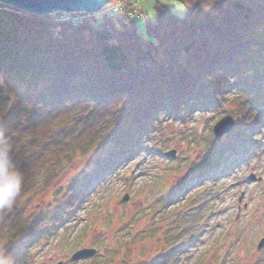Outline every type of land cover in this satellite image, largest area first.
<instances>
[{
  "label": "trees",
  "instance_id": "trees-1",
  "mask_svg": "<svg viewBox=\"0 0 264 264\" xmlns=\"http://www.w3.org/2000/svg\"><path fill=\"white\" fill-rule=\"evenodd\" d=\"M175 1L184 16L153 0L142 29L127 6L93 26L0 3V134L23 176L16 202L0 210V250L17 261L26 256L92 185L163 134L160 114L184 120L198 107L238 121L221 144L208 135L200 163L190 165L191 184L201 187L142 264H173L206 224L220 188L204 183L253 151L264 129V0ZM96 149L92 170L67 187L63 205L51 217L36 210L54 180Z\"/></svg>",
  "mask_w": 264,
  "mask_h": 264
},
{
  "label": "rangeland",
  "instance_id": "rangeland-1",
  "mask_svg": "<svg viewBox=\"0 0 264 264\" xmlns=\"http://www.w3.org/2000/svg\"><path fill=\"white\" fill-rule=\"evenodd\" d=\"M155 1L179 17L186 14V8L178 1ZM152 5L153 0H111L91 15L64 14L85 19L81 23L95 26L103 19H115L127 6L129 16L137 17L142 29L140 18L144 13L152 14ZM58 13L49 16L56 21ZM179 114H160L163 134H156L141 150L92 185L81 205L63 223L53 227L47 237L34 242L19 264H123V260L124 264L126 261L142 264L154 258L163 247L165 232L168 233L177 217V210L183 213L189 206L188 200L201 187L191 184V163H200L195 159L207 148L208 135L218 141L214 144H221L226 136L216 138L211 132L215 121L227 115L223 110L211 113L198 107L184 120ZM254 138L257 144L253 151L239 156L233 165L214 175V180L210 178L204 183L209 186L215 183V188H220L219 198L213 199L215 206L206 224L190 244L181 248L173 264H264V243L257 249L264 237V129ZM170 151L174 152L173 157L162 155ZM98 155L100 152L93 150L61 173L38 198L36 210L51 217L65 202L63 194L67 187L92 170ZM183 187H189L188 191ZM58 189L59 193L55 194ZM124 195L128 199L121 203ZM162 198L168 204L165 208L158 202ZM142 231L145 234L139 237L137 234ZM131 235L137 236L132 239ZM81 249H94L95 253L85 260L70 261L72 254Z\"/></svg>",
  "mask_w": 264,
  "mask_h": 264
},
{
  "label": "water",
  "instance_id": "water-1",
  "mask_svg": "<svg viewBox=\"0 0 264 264\" xmlns=\"http://www.w3.org/2000/svg\"><path fill=\"white\" fill-rule=\"evenodd\" d=\"M111 0H0V3L5 6L22 10L23 12L37 15L46 16L54 13H86L94 14L102 10ZM235 126L234 118L230 115L221 117L212 126V134L216 138L227 135L232 131ZM166 157H173L174 152L170 151L163 154ZM253 180V176H250ZM127 195L122 197L121 203L127 201ZM240 200V198H239ZM264 243V237L257 245L260 249ZM95 253L94 249H81L76 251L69 258L70 261H78L81 259L89 258Z\"/></svg>",
  "mask_w": 264,
  "mask_h": 264
},
{
  "label": "clouds",
  "instance_id": "clouds-1",
  "mask_svg": "<svg viewBox=\"0 0 264 264\" xmlns=\"http://www.w3.org/2000/svg\"><path fill=\"white\" fill-rule=\"evenodd\" d=\"M23 176L13 163V146L0 134V210L8 209L21 193ZM0 264H19L16 258L0 250Z\"/></svg>",
  "mask_w": 264,
  "mask_h": 264
},
{
  "label": "built area",
  "instance_id": "built-area-1",
  "mask_svg": "<svg viewBox=\"0 0 264 264\" xmlns=\"http://www.w3.org/2000/svg\"><path fill=\"white\" fill-rule=\"evenodd\" d=\"M87 15H91V14H85L84 16H87ZM78 17H74L72 16V14H59L56 15V21H59V22H70V23H81V21L85 20V19H82V18H79L77 19Z\"/></svg>",
  "mask_w": 264,
  "mask_h": 264
}]
</instances>
